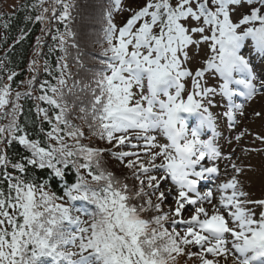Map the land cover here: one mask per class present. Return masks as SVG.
<instances>
[{"label": "snow or ice", "instance_id": "snow-or-ice-1", "mask_svg": "<svg viewBox=\"0 0 264 264\" xmlns=\"http://www.w3.org/2000/svg\"><path fill=\"white\" fill-rule=\"evenodd\" d=\"M45 2L32 5L40 10L35 20L51 12L65 23V32L53 36L65 53L56 62L55 83L42 81L33 96L32 75L27 91L14 90L17 73L0 61V71L9 73L0 83V120L8 121L0 124V264H44V258L52 264H178L179 256L199 264H220L221 258L224 264H264V198L244 189L237 178L243 169L234 162L236 175L217 183V161H231V154L223 156L216 142L218 118L211 111L219 95L222 116L235 129L246 104L264 93L251 63L253 53L264 59V0H110L102 29L107 47L87 81L72 78L66 59V37L76 35L70 28L76 0ZM115 12L129 14L122 26ZM202 44L207 58L193 70L190 52L198 55ZM44 70L53 75L47 61ZM205 73L222 82L206 86ZM22 97L40 102L35 131L20 122ZM77 104L83 124L72 118ZM93 137L107 146H93ZM255 139L264 143L262 135ZM14 143L22 154L9 153ZM106 154L130 171L133 183L104 167ZM36 169L60 178L63 195L30 174ZM69 169L73 183L66 179ZM203 182L214 187L202 192ZM76 201L94 206L83 210L87 221L75 214L82 211Z\"/></svg>", "mask_w": 264, "mask_h": 264}, {"label": "trees", "instance_id": "trees-1", "mask_svg": "<svg viewBox=\"0 0 264 264\" xmlns=\"http://www.w3.org/2000/svg\"><path fill=\"white\" fill-rule=\"evenodd\" d=\"M7 0H0V61L6 69L15 71L17 76L12 81L14 90L27 91V80L32 75L37 76L35 86L32 88L33 96L39 95V85L42 81L48 80L55 83L53 76L58 75L55 71L56 62L59 57L64 56L59 47V41L53 40V36L57 35V29L60 33L65 32V23L52 18L51 12L46 13L47 17L43 21H36L35 16L39 13V9H33L32 5L37 0H20L14 9L6 8ZM78 7L73 10L74 20L70 22V28L75 32V37H66L67 43V62L68 70L72 74V78L76 80L87 81L92 72L99 67V61L103 59L101 53L103 48L107 47V43L103 36V27L106 23L104 20V10L110 7V0H76ZM44 7H50L49 0H46ZM113 14L114 22L117 24V14ZM59 14V9L57 15ZM127 13V17H128ZM31 17V19H28ZM7 24V27H5ZM37 38H40L39 44ZM76 44L77 47L72 45ZM51 49V50H50ZM35 60L36 65L34 72L30 68L31 62ZM45 61L53 70V75L49 76L44 70ZM8 72L0 71V76L3 80L0 83H7ZM25 83H21V82ZM69 86L72 84V79L68 80ZM70 100L74 97H69ZM85 102L87 96H84ZM20 103L23 105L24 114L20 117L21 123H27L29 131H35L38 124L36 117V105L40 103L33 98L22 97ZM42 107H48L46 104H41ZM80 105L77 104L76 110L72 113L73 121L77 124H83V121L76 119L79 113ZM7 119L0 120V124L7 123ZM36 122V123H34ZM48 127L47 124L44 125ZM86 130V126H85ZM93 146L106 147L104 141L96 138H91ZM84 143H89L85 140ZM10 154H22L24 149L22 146L14 143L8 150ZM103 165L115 175L124 180L128 177L127 182L133 183L131 173L118 160L105 155ZM50 170H33L30 174L40 179L50 181V190L63 195V182L60 178L49 175ZM66 179L69 183L75 182L76 176L74 170L69 169ZM66 201V198H65ZM74 207L82 209L81 212L75 213L80 215L82 220L87 221L89 217L83 214V210L94 211V206L84 201L73 202ZM166 209V208H165ZM192 250V249H191ZM178 264H199L193 258L187 256L177 257ZM44 264H52L50 258H44Z\"/></svg>", "mask_w": 264, "mask_h": 264}, {"label": "rangeland", "instance_id": "rangeland-1", "mask_svg": "<svg viewBox=\"0 0 264 264\" xmlns=\"http://www.w3.org/2000/svg\"><path fill=\"white\" fill-rule=\"evenodd\" d=\"M19 2L20 0H7L6 8L14 9ZM127 2L128 0H125V3ZM116 18H118L117 25L122 26V24L126 22L127 12H119ZM248 43L251 44V41ZM196 51L197 50H193L190 52V55L193 58L188 66L193 68V70L197 67H201L203 60L207 58V44H202L200 46L198 55L196 54ZM244 54L246 56L248 55V49L244 50ZM251 63L253 72L258 77V80L254 82L258 84L259 80H264V59H261L258 55L253 53ZM203 79L206 86L209 87H217L218 84L222 82L218 75H210L209 73H205ZM187 84L190 88V79L187 80ZM233 87L235 86L233 85ZM146 91L147 82L145 81V92ZM214 99L218 103L217 106L211 109V111L218 118L217 132L220 133L216 142L220 146L223 156L226 157L231 154V161L224 158L217 161L220 167V176L217 183L231 178L232 175H236L231 168V163L234 162L237 166L243 169V172L239 174L237 178L244 185V189L251 194L253 199L264 198V143L255 139L256 135L264 136V93H258L252 101L246 104L244 115L242 117L238 116V123L235 129H229L227 118L222 116V113L226 111V108L222 106L224 101L219 95H217ZM236 102H242V98L237 99ZM256 111H260L262 115L260 117H255L253 113ZM195 122L196 118L191 117L190 124L194 125ZM245 129H247V132L240 141L233 139L235 134L240 131H244ZM152 134L157 136L159 143H167V140L162 133L155 132ZM211 135V130H208L207 134L203 138L206 139ZM229 140H231V143L228 142ZM233 149H235L234 153ZM244 149H257L258 151H244ZM225 169H227L226 173ZM206 187H214V185L208 182H203L200 186V191L203 192ZM168 203H171V200H169ZM167 206L168 204L166 203L164 207L167 209ZM191 251L195 252L198 251V249L192 248ZM193 259L199 262L195 257H193ZM220 264H224L222 258Z\"/></svg>", "mask_w": 264, "mask_h": 264}]
</instances>
